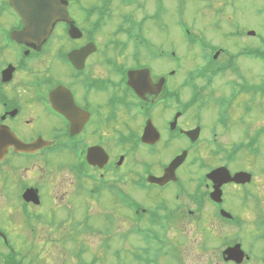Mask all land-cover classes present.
Segmentation results:
<instances>
[{
  "label": "flooded vegetation",
  "instance_id": "1",
  "mask_svg": "<svg viewBox=\"0 0 264 264\" xmlns=\"http://www.w3.org/2000/svg\"><path fill=\"white\" fill-rule=\"evenodd\" d=\"M57 1L61 16L49 34L44 36L40 14L33 36L20 39L27 30L26 18L10 0H0V203L9 207V217L23 212L22 224L10 221L11 227L26 239L25 233H35L42 223L51 229L60 221L73 223L72 200L86 199L80 221L87 229L90 200L103 197H108L110 207L126 213L119 218L129 217L136 228L145 224L144 229L168 247L167 237L176 223L205 219L216 228L245 227L249 187L255 183V175L246 169V157L244 164L248 131L241 136L244 141L230 149L221 141L234 127L231 103L244 97L246 113L250 108L246 95L253 94L254 100L264 92L255 88L246 92L240 69H230L235 53L206 41L179 21L180 38L174 45L184 43L187 51L179 55L157 47L155 54L148 37L152 25L163 24L166 8L150 11L144 0ZM176 1L183 8L187 0ZM225 2L226 7L235 5L234 0ZM247 4H253L255 16L264 18V0H247ZM115 14L120 23L107 37L106 27L112 22L107 19L113 20ZM228 37L257 38L264 45V36L254 29H239ZM243 50L264 54V47ZM186 56L196 64L193 70L188 69ZM216 62L220 69L211 70ZM229 73L244 85L236 88L228 81L223 85L228 96H217L216 80ZM211 100L218 107L214 124L207 126L203 111ZM238 122L246 129V119ZM261 132L249 135L256 146ZM220 169L231 178L248 172L252 182L224 183L220 175L211 177ZM138 196L144 202L154 196V206L146 208ZM229 200L245 207L243 216L227 208ZM17 205L20 210L12 208ZM114 219L118 218L105 220ZM0 234L8 241V254L15 256L13 262L0 264H26L27 253L15 251L6 230L0 229ZM0 240L5 244L1 235ZM235 240L221 242L223 264H235L223 258V251ZM24 242L32 248V242ZM247 254L250 262L253 256ZM1 257H7L5 252ZM248 261L245 257L243 264Z\"/></svg>",
  "mask_w": 264,
  "mask_h": 264
},
{
  "label": "rangeland",
  "instance_id": "2",
  "mask_svg": "<svg viewBox=\"0 0 264 264\" xmlns=\"http://www.w3.org/2000/svg\"><path fill=\"white\" fill-rule=\"evenodd\" d=\"M225 1L227 0H187L182 8L176 0H163V2L144 0L150 11L156 10L157 6L166 8L163 24L151 26L153 29L148 37L151 51L156 54L157 47L160 51H176L179 55L187 51L184 43L174 45V40L177 37L180 38L179 31L176 28L179 21L185 22L206 41L223 47L228 53L236 54L246 46L254 49L263 48L264 45L257 38H246L238 41L228 37V34L235 33L239 29H254L259 33V36H264V18L260 19L254 15V12L252 13L253 4H247V0H234L235 5L233 7H226ZM139 16L138 20H140ZM109 21L112 22L106 27L105 34L107 37L117 29L120 18L115 14L113 20L107 19L108 23ZM217 25H220V30H216ZM161 26L164 30L161 29ZM141 53L147 54L148 52L142 50ZM190 54L187 53L186 55L189 56ZM186 62L188 69L193 70L196 67L195 63L192 65L193 58L186 56ZM236 63L237 68L231 70L240 69L248 85L261 86L264 83V65L261 62L240 58ZM228 81L235 82L237 84L236 88L244 85L235 73H229L223 79L216 80L214 86L216 89L218 88V91H216L217 96H228L229 89L223 86ZM250 95L251 97L246 95V105H250V109L246 107V113L243 112L244 97L231 103L230 113L232 114L234 127L229 129L227 132L229 135L224 136L221 141V144L228 149L244 141L241 136L244 135L245 131H250V134L253 135L261 129L264 131V96H256L253 100V94ZM207 103L209 108L204 109L203 119L207 126H212L218 105L213 100ZM240 119H246V129L241 122H238ZM258 142L259 155L253 156L246 153V156H244V164L246 157V169L252 171L255 175V183L249 187L250 199L246 203V215L244 216L246 226L240 229L236 227L221 229L214 227L205 219H203V222L196 223H176L167 237V241L170 242V247L167 248L172 249V257L168 259L161 256L159 260L161 264H223L219 260V251L222 248L220 244L224 238L240 239L237 240L241 241L246 252L253 255V259L246 262V264H264L262 261L264 257V239H259L260 234H264V226L258 228L260 232L255 229L258 213L262 215L261 220H264L263 133L258 138ZM242 161L240 160L236 164L237 167H241L239 165H242ZM59 194L60 191H58L57 196ZM138 197L144 202L141 196ZM85 201L86 199L72 200V204L76 207L73 223L60 221L58 227L54 229H51L50 225L42 223L36 228L35 233L26 232V239H22L21 232L13 229L10 225V221H13L20 226L23 212H16L9 217V207H5L4 203L1 202L0 229L6 230L10 245L15 248L16 252L27 253L25 255L26 264H141L135 259L139 258L137 254L142 253L141 250L145 247V242L140 236L130 233L135 225L129 217L119 218L120 213L122 215H126V213L119 212L117 207L116 209L110 207L112 204L109 202L108 197L100 198L98 202L90 200L88 206L90 222L86 226L87 229H84V224L80 220L84 218V208L88 203ZM155 201L153 196L143 205L151 209ZM12 208L20 210L18 205ZM227 208L236 216H243L245 212V207L235 200H229ZM109 217L118 218L109 221L113 224L112 226L107 222ZM59 218L61 220L63 216L60 215ZM90 227H93L94 231ZM25 240L29 243L32 242L31 249H28L29 246L24 242ZM171 243L176 248L173 245L171 246ZM42 247H44V250L41 252ZM116 252L120 253L116 254ZM3 253L4 249L0 243V256H3ZM5 254L7 255L6 259L0 258V263L11 261L10 251L9 254L8 251ZM154 256L155 254L151 252L150 259L152 261ZM178 260H180V263Z\"/></svg>",
  "mask_w": 264,
  "mask_h": 264
},
{
  "label": "water",
  "instance_id": "3",
  "mask_svg": "<svg viewBox=\"0 0 264 264\" xmlns=\"http://www.w3.org/2000/svg\"><path fill=\"white\" fill-rule=\"evenodd\" d=\"M12 6L22 17L26 18L27 21V30L23 33L20 39H27L33 36L35 32L36 25V17L40 14L43 16V27L42 31L44 36H47L49 32L52 30L53 23L61 16V12L59 11V2L57 0H10ZM253 35V33L251 34ZM224 169H220L215 172L211 177L216 175H220V178H224V183L236 182V183H249L251 181V175L240 173L237 174L234 178H231L229 173H223ZM168 179V178H167ZM161 182V181H159ZM220 196V192L218 193ZM227 256L226 260H233L237 264H241L244 260V252L241 249L240 245L235 246L234 248H230L225 252Z\"/></svg>",
  "mask_w": 264,
  "mask_h": 264
},
{
  "label": "trees",
  "instance_id": "4",
  "mask_svg": "<svg viewBox=\"0 0 264 264\" xmlns=\"http://www.w3.org/2000/svg\"><path fill=\"white\" fill-rule=\"evenodd\" d=\"M221 66H218L217 68L220 69ZM216 69V68H215ZM264 134V133H263ZM256 143V141L254 139H251L250 142H246V151L250 152L251 154H254L255 156L257 155V151L253 149L254 144ZM262 219V217L259 218L258 223L256 224V230H260L258 229L259 227H263L264 226V222L262 221L261 224H259L260 220ZM259 239H264V234H260ZM169 255H172V253H170ZM158 259L153 260V262L151 260H148V264H156L158 261Z\"/></svg>",
  "mask_w": 264,
  "mask_h": 264
}]
</instances>
